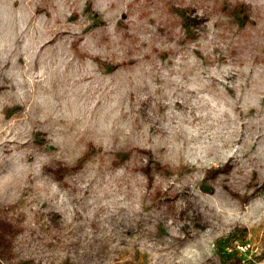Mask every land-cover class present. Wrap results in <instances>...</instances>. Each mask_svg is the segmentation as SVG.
<instances>
[{
	"label": "clouds",
	"instance_id": "clouds-1",
	"mask_svg": "<svg viewBox=\"0 0 264 264\" xmlns=\"http://www.w3.org/2000/svg\"><path fill=\"white\" fill-rule=\"evenodd\" d=\"M0 264H264V0H0Z\"/></svg>",
	"mask_w": 264,
	"mask_h": 264
}]
</instances>
